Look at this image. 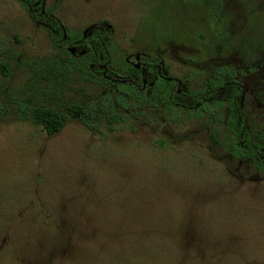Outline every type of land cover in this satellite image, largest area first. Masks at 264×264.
<instances>
[{
	"label": "rangeland",
	"instance_id": "rangeland-1",
	"mask_svg": "<svg viewBox=\"0 0 264 264\" xmlns=\"http://www.w3.org/2000/svg\"><path fill=\"white\" fill-rule=\"evenodd\" d=\"M59 10L75 36L113 27L105 62L122 76L129 56L163 61L184 100L226 69L247 86L244 115L264 146V0H66ZM50 30L20 0H0V264H264V172L223 148L228 113L212 121L129 99V120L111 130L71 118L54 136L20 119L19 104L68 113L106 92Z\"/></svg>",
	"mask_w": 264,
	"mask_h": 264
},
{
	"label": "flooded vegetation",
	"instance_id": "flooded-vegetation-1",
	"mask_svg": "<svg viewBox=\"0 0 264 264\" xmlns=\"http://www.w3.org/2000/svg\"><path fill=\"white\" fill-rule=\"evenodd\" d=\"M20 1L28 9L31 19L45 28H50L55 38L63 40L74 38L76 40L72 48L77 47L76 45L85 47L86 50L82 51L85 52L84 55L93 52L97 57V60L90 63V69L94 74L100 72L101 76L111 83L126 81L123 84L144 94L145 99H150V103L156 100L163 102L166 109L181 107L187 109V113H193L196 117L207 116L212 121L223 120L222 114L228 113L225 131L229 135L232 134V139L230 138L229 145L223 148L233 157L250 161L264 172V146L261 144V138L260 143L252 142L253 132L243 111L247 86L243 81H229L226 69H215L216 72L211 73L204 83V91L188 96L184 100L182 99L184 94L180 89L181 82L168 75L163 61L157 62L138 53L135 57L126 58L128 72L125 75L122 76L110 68L108 62H105V55L108 54L105 39L111 38L114 30L108 22H94L75 36L64 28L59 16V7H63L66 0H59L55 7L51 5L50 0ZM82 52H77L76 56H80ZM133 57L135 62L131 60ZM234 118L239 120V125L233 124ZM233 144L243 150L244 156L240 158L231 153Z\"/></svg>",
	"mask_w": 264,
	"mask_h": 264
},
{
	"label": "trees",
	"instance_id": "trees-1",
	"mask_svg": "<svg viewBox=\"0 0 264 264\" xmlns=\"http://www.w3.org/2000/svg\"><path fill=\"white\" fill-rule=\"evenodd\" d=\"M76 39L69 38L66 40L68 45H74ZM107 45V44H106ZM68 54L67 62L72 65H79L83 72V78L86 80H101L102 83L107 84L106 92L104 96L96 102L88 103L85 105H71L68 107V113H62L59 110L51 106L36 105L29 106V108L20 105L18 108V114L21 120H31L34 124L44 127L49 136H54L57 132L61 131L66 124L75 118L80 120L87 128L92 132H101V126L106 123V126L111 130L116 124L124 123L129 120L127 110L124 107L128 106L129 99L135 101H144L145 95L136 91L133 87L123 83H111L104 76L96 77L90 69V63L97 60L96 55L93 52H89L86 55L76 56L70 51H66ZM36 61L29 62V66L36 65ZM2 70L4 73H9L6 64H2ZM130 69V68H129ZM128 72V69H127ZM111 94L114 96V102L112 101ZM115 102L119 104L118 109L115 107ZM5 112L0 110V120L4 119ZM234 125H239L238 119H233ZM231 153L242 157L244 156L243 150L236 145H232Z\"/></svg>",
	"mask_w": 264,
	"mask_h": 264
},
{
	"label": "water",
	"instance_id": "water-1",
	"mask_svg": "<svg viewBox=\"0 0 264 264\" xmlns=\"http://www.w3.org/2000/svg\"><path fill=\"white\" fill-rule=\"evenodd\" d=\"M70 52L73 54V55H75V53H76V49L75 48H72V49H70ZM85 54V52H82L81 53V55H84ZM123 83H126V81H122Z\"/></svg>",
	"mask_w": 264,
	"mask_h": 264
}]
</instances>
